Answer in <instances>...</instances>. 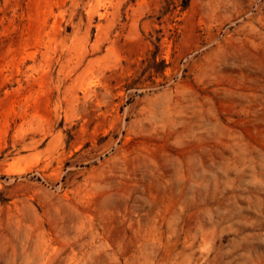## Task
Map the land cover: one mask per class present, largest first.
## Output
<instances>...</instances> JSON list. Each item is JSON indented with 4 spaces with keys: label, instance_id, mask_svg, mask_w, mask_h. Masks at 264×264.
Instances as JSON below:
<instances>
[{
    "label": "rangeland",
    "instance_id": "rangeland-1",
    "mask_svg": "<svg viewBox=\"0 0 264 264\" xmlns=\"http://www.w3.org/2000/svg\"><path fill=\"white\" fill-rule=\"evenodd\" d=\"M0 264H264V0H0Z\"/></svg>",
    "mask_w": 264,
    "mask_h": 264
}]
</instances>
